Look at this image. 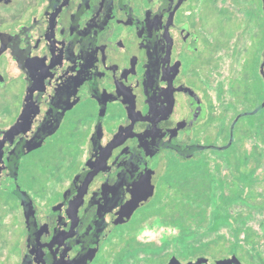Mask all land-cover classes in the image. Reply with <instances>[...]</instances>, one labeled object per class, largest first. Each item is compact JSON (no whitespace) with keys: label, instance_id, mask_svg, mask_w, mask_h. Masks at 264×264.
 Wrapping results in <instances>:
<instances>
[{"label":"flooded vegetation","instance_id":"1","mask_svg":"<svg viewBox=\"0 0 264 264\" xmlns=\"http://www.w3.org/2000/svg\"><path fill=\"white\" fill-rule=\"evenodd\" d=\"M261 3L262 7L258 3L248 8L252 19L231 39L207 35L203 41L195 25L193 0H0L2 189L22 205L20 197L5 188L8 171L15 168L14 153L27 132L44 119L59 120V127L41 146L21 156L19 173L23 158L46 152L61 134L68 138L56 149L62 156L75 155L78 161L69 183L52 196L48 212L37 211L31 194L37 185L25 187L18 175L39 224L38 260L48 258L52 264L50 254L60 243V264L92 254L89 264H135L137 256H128V247L140 241L139 235L153 216L139 214L138 226L132 224L155 195L159 168L166 167L169 157L195 158L200 150L191 146L200 144L197 136L206 133L198 127L210 117L211 107L218 108L219 101L225 105L217 120H227L229 105L234 98L240 100L239 92L245 95L247 91L240 80L250 76L248 62L256 66L259 79L262 71L264 81V48L261 52L259 24L254 20L260 9L264 15V0ZM213 38H217L214 55L200 57ZM224 58L223 73L219 69ZM213 68L224 74L215 96L208 88ZM197 73L203 95L191 82ZM169 90L174 91V110L162 120L153 118L151 102L163 104ZM238 114L230 126L218 127L217 132L227 138L224 144L230 141ZM239 121L233 145L240 137ZM97 128L100 137L94 139ZM66 139H70L68 145ZM61 168L54 161L43 171L32 169L29 180L36 182L39 171L44 187L34 194L44 195L47 181L55 171L60 175ZM140 246L136 255L139 251L149 255L142 264H215L219 259H228L223 264H257L239 248L210 259L195 252L182 255L174 247L164 250L166 245L159 253ZM122 251L125 258L118 259ZM234 254L237 260H232ZM199 257L208 260L199 263Z\"/></svg>","mask_w":264,"mask_h":264},{"label":"rangeland","instance_id":"2","mask_svg":"<svg viewBox=\"0 0 264 264\" xmlns=\"http://www.w3.org/2000/svg\"><path fill=\"white\" fill-rule=\"evenodd\" d=\"M196 8L195 25L198 33L203 37V41L207 40L208 36H216L217 38L231 39L238 31H243L242 24L247 19H252V10L256 8L258 3L262 0H193ZM260 7V8H261ZM248 9V10H247ZM259 11V10H256ZM255 22L259 24V36L261 52L264 48V15L260 9V15L255 16ZM246 26V24H244ZM252 26V25H251ZM217 38H213L207 44V52L201 50L200 57L206 54L209 57L214 55L215 43ZM246 39V38H245ZM248 42L247 40L245 41ZM198 56V55H197ZM199 56L197 57V59ZM201 59V58H200ZM227 59L224 58L223 66L219 70L225 72ZM250 73L249 78L242 76L240 85L244 90H247L245 95L239 92L240 100L234 98V101L229 105L227 113V120L218 122L220 117V109L223 110L225 104L217 103L218 108L211 107V115L198 129H204L206 133L202 132L201 136H197V143L204 145H224L227 138L221 136L217 131L218 127L229 124L233 119V115L243 112H250L257 108L264 101V81L261 71V77L258 78L256 66L254 68L251 62H248L246 67ZM212 84L208 88L215 96L218 93V85L222 80L223 75L216 69H212ZM196 88H200L198 92L203 95L204 90L201 82V76L196 74L195 79L191 81ZM241 95V96H240ZM239 99V98H238ZM238 114V115H239ZM232 118V119H231ZM239 139L235 142V146L229 151L218 150H203L196 154L192 160H183L179 157H169L167 165L159 168L161 179L158 183V188L154 197L149 203L141 208L133 220V226H138L140 215L153 216L145 224V230L139 235L141 243H151L154 246H140V241H133L134 243L128 247V256H137L135 264H142L148 253L139 251L137 247L145 248L150 253H159L162 246L164 250L171 251L173 247L182 255H189L195 252V255H205L211 258H219L230 254L233 251L232 244L237 242L239 249L243 251L246 258L253 260L257 264H264V207H257L264 202V165L259 171L260 179L258 184V195H253V202L246 203L239 199L233 203L225 204L223 212L226 214L229 211L233 216L226 221L216 231L212 230L214 224V212L216 207L223 203L220 194L221 189H217L215 195L206 198L209 202V212L207 219L203 221L205 216V205L201 207L194 201L189 199L185 192L174 184V175L181 171H186L187 168H196L208 166L213 173L220 169L219 174L225 178L226 186L234 181L232 173V164L236 163L237 155L241 152L242 140L245 142L246 148H250L253 143H257V139L253 134V126L257 136L259 131L264 127V108L253 115H246L239 121ZM204 134V135H203ZM67 134H61L58 139H54V146L48 148L46 152H37L33 156L23 158V169L19 173V180L25 187L33 186L31 194L35 200L37 211H49V203L52 196L61 191L70 181L73 172L78 168V161L75 155L65 156L56 149L63 138H68ZM2 140V139H1ZM67 145L70 139H66ZM66 145V146H67ZM167 157V156H166ZM165 157V158H166ZM160 160V159H158ZM157 160V161H158ZM58 162L62 166L60 175L59 171H55V176L47 181L46 193L40 194L44 189L40 185L42 183V173L37 171L36 182L29 180L30 171L36 168L40 171L51 164ZM166 161H164L165 163ZM3 162L0 163V173H4ZM26 167V169L24 168ZM221 166V167H220ZM43 167V168H42ZM193 168V169H194ZM52 169L54 167L52 166ZM165 172V173H164ZM164 173V174H163ZM58 175V176H57ZM69 176V177H68ZM39 181V182H38ZM4 181L0 180V189L4 188ZM232 186H236L233 184ZM241 198L246 197L245 193L249 189L241 185ZM239 187V188H240ZM35 191V192H34ZM10 203L4 201L0 202V264H19L22 261V256L27 246L28 229L25 221L24 210L22 205L17 201V197L7 194ZM56 201V200H54ZM142 212V213H141ZM140 214V215H139ZM133 233V232H132ZM247 233L251 234L250 239H246ZM163 244V245H162ZM138 245V246H136ZM146 251V252H147ZM122 251L118 259L125 258ZM132 254V255H131ZM109 259V256H106ZM95 264H100L97 262Z\"/></svg>","mask_w":264,"mask_h":264},{"label":"trees","instance_id":"3","mask_svg":"<svg viewBox=\"0 0 264 264\" xmlns=\"http://www.w3.org/2000/svg\"><path fill=\"white\" fill-rule=\"evenodd\" d=\"M259 132L257 136V132H255L253 126V134L258 141L257 143H253L250 148H246L245 142L242 140L241 152L237 155L236 163L232 164V173L235 180L230 182L227 186L225 184V178L219 174V168L214 173L209 170L208 166L201 168L193 167L194 169L187 168L186 171H181L179 174L173 176L172 180H175L174 184H176L181 191L185 192V195H187L189 199H194L199 207H201V204L205 205V216L203 221L207 219V214L209 212V202H207L206 198L215 195L217 189L222 190L220 197L223 203L215 209L214 224L212 226L213 231L218 230L221 225L230 220L233 216L229 211H227L226 214L223 212L225 204L230 205L239 199L246 203L253 202V195H258L259 193L258 184L261 178L259 171L264 165V127H262ZM234 146L235 144L231 148ZM231 148L227 150L229 151ZM233 184L236 186H232ZM241 185L249 189V192L245 193V198H241ZM7 194L9 193L0 189V202L4 201L8 204L10 203V200L6 196ZM257 207H264V202L260 203ZM246 237V239L249 240L251 234L247 233ZM232 248L233 250L239 248L238 243H233Z\"/></svg>","mask_w":264,"mask_h":264},{"label":"water","instance_id":"4","mask_svg":"<svg viewBox=\"0 0 264 264\" xmlns=\"http://www.w3.org/2000/svg\"><path fill=\"white\" fill-rule=\"evenodd\" d=\"M174 105H175L174 91L169 90V92L165 94V102L163 104L161 103L157 104V103L151 102L150 114H152L153 118L162 120L164 118L169 117V115L174 110ZM263 108H264V101L254 110L250 112L240 113L232 124L231 138L227 144H224V145L195 144L191 146L192 149L200 150V151L209 150V149L225 151L229 149L233 145V142H234L235 127L238 121L243 116L257 114ZM59 124H60L59 120L55 122V120H51L47 118V119H44V121L41 122L39 125H36L32 129H30L27 132L26 136L23 138L21 148L14 153V158L16 159L15 168L13 169V171H8L9 175H8V180L5 183V188L8 191L20 197L22 205H23V209H24L26 225L29 231V234L27 237V242H28L27 249H26V252H25V255L23 257V261L21 264H50V260H48V258H43L40 260L36 258V255L38 252L39 240H40L39 224H38V220L35 214L34 204L32 202L30 195L28 194L27 191L21 189L17 181L18 175H19L20 158L24 153H27L41 146L45 138L52 135L57 130V128L59 127ZM99 137H100L99 128H97V131L94 135V139L99 138ZM92 162L93 161L90 160L86 168L88 166L90 167L89 164H91ZM79 177H80V174L75 177V182L78 180ZM62 251H63V246L59 243V245H57L50 254L51 258H53L52 264H60L57 258L58 256L62 254ZM93 257H94V254H92L90 257L86 259L76 258L71 264H89L92 261ZM231 258L232 260L238 259L236 254H234ZM207 260H208L207 257L198 258L199 263L205 262ZM226 260L228 259H219L216 261L215 264H223L226 262Z\"/></svg>","mask_w":264,"mask_h":264}]
</instances>
